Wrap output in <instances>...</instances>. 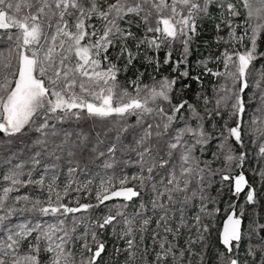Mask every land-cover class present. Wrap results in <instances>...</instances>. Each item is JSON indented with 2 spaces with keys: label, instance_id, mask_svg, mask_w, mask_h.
I'll return each mask as SVG.
<instances>
[{
  "label": "snow or ice",
  "instance_id": "snow-or-ice-1",
  "mask_svg": "<svg viewBox=\"0 0 264 264\" xmlns=\"http://www.w3.org/2000/svg\"><path fill=\"white\" fill-rule=\"evenodd\" d=\"M0 264H264V0H0Z\"/></svg>",
  "mask_w": 264,
  "mask_h": 264
},
{
  "label": "trees",
  "instance_id": "trees-1",
  "mask_svg": "<svg viewBox=\"0 0 264 264\" xmlns=\"http://www.w3.org/2000/svg\"><path fill=\"white\" fill-rule=\"evenodd\" d=\"M201 31H202V36L200 38V40L197 42V54H196V57H194L193 59L197 58L200 54H207V51H213L215 52V47L213 46L212 49H206L205 46H204V41L207 40V41H212L213 39V36H214V28H213V25L211 23H208L206 26H203L201 27ZM207 83V81H206ZM194 88L196 87V85L193 86ZM87 202H95L94 198L92 199V201H89V200H86V199H81V203H87ZM224 217L221 215L217 218V223L218 225L221 224V222L223 221ZM215 238V237H213ZM112 253V248L109 247L108 248V254L110 255ZM105 259L107 260L108 259V255L105 256ZM121 261L124 259L123 256H121L119 258Z\"/></svg>",
  "mask_w": 264,
  "mask_h": 264
}]
</instances>
